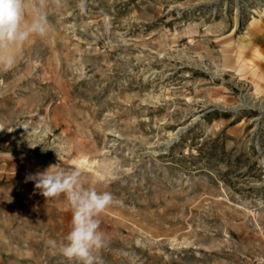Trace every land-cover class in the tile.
Returning a JSON list of instances; mask_svg holds the SVG:
<instances>
[{"label":"rangeland","instance_id":"374dc122","mask_svg":"<svg viewBox=\"0 0 264 264\" xmlns=\"http://www.w3.org/2000/svg\"><path fill=\"white\" fill-rule=\"evenodd\" d=\"M24 13L49 27L0 66V264H79L48 244L69 202L26 181L57 164L112 195L102 264H264V0Z\"/></svg>","mask_w":264,"mask_h":264},{"label":"clouds","instance_id":"9594fccd","mask_svg":"<svg viewBox=\"0 0 264 264\" xmlns=\"http://www.w3.org/2000/svg\"><path fill=\"white\" fill-rule=\"evenodd\" d=\"M48 27L43 14L26 21L24 0H0V66L12 67L16 58L10 49L22 46L33 35H45ZM55 152L60 160V153ZM57 165L26 176V181H34L46 200L63 195L72 209L71 227L65 241L58 244L49 240L48 244L58 247L64 257L79 264H102L97 253L106 246V240L98 217L113 203L112 195L85 187L80 169L65 170Z\"/></svg>","mask_w":264,"mask_h":264},{"label":"bare ground","instance_id":"6f19581e","mask_svg":"<svg viewBox=\"0 0 264 264\" xmlns=\"http://www.w3.org/2000/svg\"><path fill=\"white\" fill-rule=\"evenodd\" d=\"M173 140V139H172ZM172 140H170L172 142ZM170 144V142H168Z\"/></svg>","mask_w":264,"mask_h":264},{"label":"water","instance_id":"95a60500","mask_svg":"<svg viewBox=\"0 0 264 264\" xmlns=\"http://www.w3.org/2000/svg\"><path fill=\"white\" fill-rule=\"evenodd\" d=\"M174 140H172V142H173Z\"/></svg>","mask_w":264,"mask_h":264}]
</instances>
